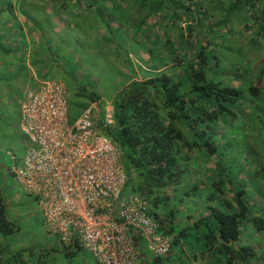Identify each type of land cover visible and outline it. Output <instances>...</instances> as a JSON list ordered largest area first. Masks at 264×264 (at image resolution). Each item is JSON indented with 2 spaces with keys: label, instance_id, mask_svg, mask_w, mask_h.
Instances as JSON below:
<instances>
[{
  "label": "trees",
  "instance_id": "obj_1",
  "mask_svg": "<svg viewBox=\"0 0 264 264\" xmlns=\"http://www.w3.org/2000/svg\"><path fill=\"white\" fill-rule=\"evenodd\" d=\"M106 1L112 7L130 10V15L123 17L125 37L129 45L142 48L154 64L152 74L132 80L116 94L111 103V125L105 123L104 108L96 113L97 128L121 153L127 176L123 196L133 194L149 200L154 218L174 237L173 250L165 258H152L140 248L139 264H167L177 256L174 250L178 248L181 253L185 240L189 243L186 251L196 262L209 257L213 264H264V182L260 181H264V159L255 157L252 172V177L260 181L254 185L259 195L247 197L240 180L227 176L223 158L217 160L218 149L208 135L214 127L223 128H219L222 133L227 128L232 132L241 123L243 131H259L257 137L264 140V111L255 107L264 96V67H251L253 56L264 52V0ZM11 2L0 0V24L4 15H15ZM3 30L0 25V64L11 55L3 42L8 45L9 40L21 37L14 35L15 31L2 34ZM22 41L25 43L26 38ZM22 51L18 62L25 61V48ZM238 52L241 55L236 59ZM241 58L246 67L240 63ZM13 61L17 62L12 60L11 65H16ZM24 69L20 65L13 71ZM243 73L256 76L243 84ZM80 95L94 104L99 101L90 90H82ZM248 116L255 118V123L248 122ZM222 133L220 144L229 140ZM249 138L244 137L248 146ZM190 170L197 176L192 178ZM204 170L209 180L201 184L210 185L213 192L208 200L216 205L208 206V217L203 212L196 214V221L190 225L192 212L180 219L178 200L171 209L173 201L168 191L180 189L185 178L200 181L199 174ZM198 188L199 184L181 193L193 198ZM18 232L0 193V264H28L22 252L13 250L8 242ZM135 241L139 245L138 236ZM72 245L76 250L69 251L70 245H63L67 258L82 249L77 241ZM33 255L30 253L29 258Z\"/></svg>",
  "mask_w": 264,
  "mask_h": 264
},
{
  "label": "rangeland",
  "instance_id": "obj_2",
  "mask_svg": "<svg viewBox=\"0 0 264 264\" xmlns=\"http://www.w3.org/2000/svg\"><path fill=\"white\" fill-rule=\"evenodd\" d=\"M13 1L11 7L14 8L15 15H4L0 25L5 28L2 34L15 31L13 34L21 37L20 40H9L8 45L7 42H3L10 48L11 55L0 66L5 65L6 68L3 70L5 71L11 65V61L15 60L17 62L13 61L14 64H20L25 69L20 75L15 73L21 76V83L17 85L7 77L10 75L12 78L11 72L0 74L6 78V82L0 85V90L8 88L6 96L0 97V193L10 220L19 227V232L13 236L14 238L9 237L8 242L12 243L20 235L24 238L25 244L17 249L22 252L24 259H29L30 253H33L36 259H45L49 249L57 246L63 248V245L57 237L48 232L37 200L26 193L13 173L14 168L23 165L31 148L20 127L21 105L40 84L62 83L67 90L69 117L73 123L86 109L98 111L99 108H104L107 112L116 94L132 80L144 79L145 73L152 74L151 68L154 64L142 48L134 43L129 45L125 37L126 26L123 17L130 15L127 8L112 7L105 0H84L82 4L66 0ZM60 5L62 8L58 10ZM23 37L26 38L25 43L22 41ZM23 48L26 52L25 61L21 60L22 64L18 60L21 54H24ZM242 54L245 56V51ZM239 55L241 54L234 57L237 59ZM129 56L131 59L127 61L126 57ZM252 60L254 62L251 67L261 69L264 67V52L260 56H253ZM236 62L239 64L238 60ZM240 63L246 67L244 59L241 58ZM242 75L243 84L250 83L256 76L250 77L247 73ZM261 85L264 87V81ZM82 90L95 92L99 96L98 103H91L82 97L80 95ZM255 107L264 111V96L255 102ZM255 121V118L248 116V122ZM241 127L242 124L237 123L238 129L230 132L227 128L223 133L221 131L223 128L214 127L208 135L212 137L214 147L218 149L217 160L223 158L222 167L229 173L227 176L239 179L247 190V197L253 193L251 197L254 198L258 194L254 188L255 183L259 185L260 181L264 182L252 177L256 164L255 157L264 159V140L257 137L259 131H249L246 128L243 131ZM220 133L229 140L220 144L222 141ZM245 136L250 137L251 148L246 144ZM192 166L197 167V164L192 163ZM201 166L204 167L205 163L201 162ZM189 175L192 178L197 176L195 173L192 175L191 170ZM199 179L200 181L185 178L180 183V189L168 191L172 195L171 209L174 207V200L179 201L176 208L182 213L180 219L185 217L184 213L192 212L190 225L196 221V214L207 212L208 206L215 204L208 200V196L213 192L210 185L201 184V181L209 180L205 170L203 174H199ZM191 180L195 183H191ZM197 184L199 188L196 194H192L193 198L181 193ZM254 200L256 201L257 197ZM183 226L186 227V224ZM144 250L147 253L146 248ZM178 251V248L174 250V254ZM60 252L62 256L55 254L57 264L66 262L63 250ZM81 256L89 259L83 249L78 262L81 261ZM73 262L72 264H76L77 260ZM47 264L56 262L50 259Z\"/></svg>",
  "mask_w": 264,
  "mask_h": 264
},
{
  "label": "built area",
  "instance_id": "obj_3",
  "mask_svg": "<svg viewBox=\"0 0 264 264\" xmlns=\"http://www.w3.org/2000/svg\"><path fill=\"white\" fill-rule=\"evenodd\" d=\"M68 105L62 83L44 82L20 110L31 148L13 173L37 200L48 232L63 245L79 242L96 264H139L140 248L167 257L174 237L154 218L149 200L123 196L121 153L97 128V111L86 109L71 123ZM112 122L111 107L105 123Z\"/></svg>",
  "mask_w": 264,
  "mask_h": 264
},
{
  "label": "crops",
  "instance_id": "obj_4",
  "mask_svg": "<svg viewBox=\"0 0 264 264\" xmlns=\"http://www.w3.org/2000/svg\"><path fill=\"white\" fill-rule=\"evenodd\" d=\"M20 65L19 64H16V65H11V66H8L7 67V69L5 70V71H3L4 70V68H6V67H4V66H0V74L1 73H4V72H11L12 74V78H10V75H8L7 77L9 78V79H11L12 81H13V83L15 84V85H17V84H20L21 83V81H20V79H21V76L19 77V75H20V73H21V70L19 71V72H16L17 74H19V75H17V74H15L14 75V71H15V69H18V67H19ZM23 69V68H22ZM14 70V71H13ZM22 73H24V70L22 71ZM6 82V78H5V76H3V75H0V85L1 84H4ZM41 85V84H40ZM8 93V88L7 87H5L4 89H1L0 90V97H3V96H6V94ZM0 104H1V102H0ZM188 214H190V212L188 213ZM210 215V213L209 212H207V213H204L203 212V216H205V217H208ZM185 218V217H184ZM183 218V219H184ZM182 219V220H183ZM44 222V221H43ZM183 223H184V221H183ZM45 225V224H44ZM0 242H1V240H0ZM184 245H183V248H182V251H181V253H180V250L177 252V254H175V255H177V256H174L173 254V256L171 257V259H169V261L167 262V264H179V262L181 263V264H213V262H214V260H213V258H207L206 260H199V261H194V260H192L191 259V254L189 255L188 253H187V251H186V248H187V246H188V241L187 240H185L184 242H182ZM24 244H25V240H24V238L23 237H20V235L19 236H17V238L16 239H14L13 241H12V243H11V245L13 246V248L15 249V248H21L22 246H24ZM64 249V248H60V246H57V247H52L51 249H49L48 251H47V257H45V259H39V262H38V259H36L35 257H32V258H29V259H27V262H28V264H47L48 263V261L50 260V259H52L54 262H56V264L58 263V259H57V257L55 256V254H58V255H61L62 256V254H61V252L60 251H62V250ZM69 251H74V250H76L75 248H74V246L73 245H71L70 246V248L68 249ZM184 251V252H183ZM80 252L81 251H79V253H78V255H76L75 257H71V258H67L66 256H64L65 257V260H66V262L65 263H63L62 262V264H72V263H74L73 262V260H77V263L76 264H96L95 263V261L92 259V257L91 256H89L88 255V257H89V259L88 258H84V257H82L81 256V261H79L78 262V257L80 256ZM183 252V253H182ZM65 255V254H64ZM34 256V255H33ZM182 256H186V258H183ZM52 257H54V258H52ZM170 258V257H169ZM60 260V259H59ZM183 260H185L184 261V263H182V261ZM191 260V261H190Z\"/></svg>",
  "mask_w": 264,
  "mask_h": 264
}]
</instances>
